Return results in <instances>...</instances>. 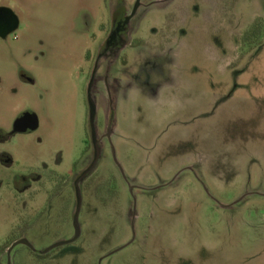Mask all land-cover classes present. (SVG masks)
I'll return each mask as SVG.
<instances>
[{
    "label": "rangeland",
    "instance_id": "obj_1",
    "mask_svg": "<svg viewBox=\"0 0 264 264\" xmlns=\"http://www.w3.org/2000/svg\"><path fill=\"white\" fill-rule=\"evenodd\" d=\"M151 3L143 0L132 40L142 38L136 43L153 55L133 50L129 69L111 70L114 131L90 183L100 192L87 185L81 191L78 241L47 255L19 246L0 255V264H264V37L254 46L244 42L253 23L264 20V0ZM110 6L31 0L29 30L19 34L25 41L0 43V126L9 129L25 109L41 120L37 135L9 147L14 169L52 163L62 153L67 173L86 150L89 129L107 131L108 65L97 72L96 63L90 77L83 62L105 38ZM169 42L168 55L155 54ZM144 65L150 71L135 79ZM22 68L35 87L19 82ZM158 69L164 77L155 76ZM110 183L111 199L101 192ZM74 198L71 192L73 208ZM17 221L0 202V246L19 238ZM46 232L38 226L27 236L38 251L74 237L71 223L61 239Z\"/></svg>",
    "mask_w": 264,
    "mask_h": 264
},
{
    "label": "flooded vegetation",
    "instance_id": "obj_2",
    "mask_svg": "<svg viewBox=\"0 0 264 264\" xmlns=\"http://www.w3.org/2000/svg\"><path fill=\"white\" fill-rule=\"evenodd\" d=\"M110 1L111 13L108 26L106 27L105 25H102L101 27V31L105 34V38L100 43V47L94 58L90 57L89 52L85 56V61L83 62L84 65L91 66L90 77L93 74V66H95L96 63L97 72L99 71L101 64L108 65L109 70L105 74V79L109 89L111 113L109 116L110 119L107 131L103 135H98L97 126L96 129L95 126L94 128L92 126V128L89 129L90 135L86 141V150L75 160L71 170L64 173L61 171L63 161L61 158L63 156L62 153H58L59 155L55 156L52 163H50L48 159H42L28 163L25 168L20 170L13 168L15 161L12 153L9 151V147L15 143L18 137L33 136L40 132L41 120L37 112L31 109L22 110L17 113L16 118L12 121V125L9 129L0 126V202L4 203L5 206L10 209L15 210L18 221L13 232L19 235V238L16 241L11 242L8 246H0V255H10L19 246H24L34 252V249L36 250V248H34L27 236L36 230L38 226L47 227V235L52 234L56 238L61 239L64 228L71 223L75 237L77 233L75 225L77 213V190L79 189L82 191V194H84L82 189L87 185L89 187V192L93 190L95 194L100 192L99 188H94L90 183L97 171L102 156L104 148L103 143L105 140L111 139L114 131L113 103L115 97L113 94L114 88L109 84L111 70L117 65H120L123 69H129L131 66L129 53L133 50L142 49L148 52L144 49V46L139 44L144 41L142 38H138V41L132 40L136 38L138 33L136 28H134V21L139 12L145 9L143 0H141L140 6L136 12L135 6L137 0L133 6H130V4L127 3V0ZM170 1L171 0H153L151 5L168 3ZM30 5L31 0H0V43L10 45L11 43L20 41L22 37L19 34L22 31L29 30L28 26L25 24V15L28 13ZM25 33L28 34V32ZM136 42L139 43L137 44ZM39 43L43 46L42 41H39ZM173 44L174 42H169L168 46H166V51L159 49L155 54L158 56L168 55V51ZM148 53L153 55V52ZM36 61H39L38 56H36ZM149 71L150 69H148V65L141 66V75L135 76V79L139 80L142 78V74H146ZM155 73L157 78L164 77V71L162 70L159 71L158 69ZM148 77L150 80L151 75ZM96 79L97 78H95L94 75L90 83V93L92 94L95 91ZM18 80L25 86H36V79L28 69H20ZM92 105L95 109L96 119L97 106L94 103H92ZM89 117H91L90 112ZM39 144H43L41 138H39ZM118 166L122 169L119 164ZM1 170L6 173L4 176H2ZM111 188L112 185L110 183L103 187V190L101 191H105L104 193H107L110 199L115 195ZM71 192L73 196H75L74 202L76 203V206L74 208L72 200L69 199ZM70 214L72 215L71 217H69ZM72 239L56 241L47 248L59 243L71 241ZM21 241H26L33 248L25 244H20L13 248L16 243ZM70 245L61 246L55 250Z\"/></svg>",
    "mask_w": 264,
    "mask_h": 264
},
{
    "label": "water",
    "instance_id": "obj_3",
    "mask_svg": "<svg viewBox=\"0 0 264 264\" xmlns=\"http://www.w3.org/2000/svg\"><path fill=\"white\" fill-rule=\"evenodd\" d=\"M140 3H141V0H137V4L135 6V12L136 10L139 8L140 6ZM89 93H90V88H89ZM94 119H95V109L91 103V121H92V124H94ZM81 207H82V197H81V191L78 189L77 190V213H76V218H75V225H76V230H77V233H76V236L71 240V241H68V242H64V243H59V244H56V245H53L52 247L44 250V251H37L34 249V252L38 255H47L48 253L52 252L53 250H55L56 248H59L61 246H65V245H70V244H73L75 243L76 241H78L79 237H80V229L78 227V220H79V216H80V212H81ZM20 244H25V245H28L30 246L31 248H33L29 243H27L26 241H21V242H18L16 243L14 247L20 245Z\"/></svg>",
    "mask_w": 264,
    "mask_h": 264
},
{
    "label": "trees",
    "instance_id": "obj_4",
    "mask_svg": "<svg viewBox=\"0 0 264 264\" xmlns=\"http://www.w3.org/2000/svg\"><path fill=\"white\" fill-rule=\"evenodd\" d=\"M264 37V20L257 19L250 30L246 33L244 37V42L250 46H254L262 40Z\"/></svg>",
    "mask_w": 264,
    "mask_h": 264
}]
</instances>
